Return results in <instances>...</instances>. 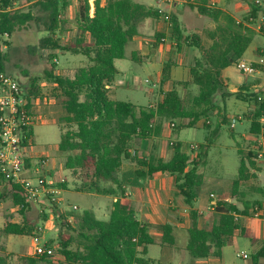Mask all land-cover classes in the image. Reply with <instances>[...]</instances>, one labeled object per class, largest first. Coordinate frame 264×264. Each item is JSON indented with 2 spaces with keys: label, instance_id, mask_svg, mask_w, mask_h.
<instances>
[{
  "label": "trees",
  "instance_id": "trees-1",
  "mask_svg": "<svg viewBox=\"0 0 264 264\" xmlns=\"http://www.w3.org/2000/svg\"><path fill=\"white\" fill-rule=\"evenodd\" d=\"M27 2L30 3L29 11L15 9L13 0L3 1L0 6V38L6 34L11 36L33 22L44 21L49 34L41 40L39 49L53 51L48 56L51 70L46 73V80L56 85L55 94L65 111L62 120L69 125L65 131L58 124L61 130L58 150L68 155L64 169L80 181V191L110 195L117 197V200L113 202L110 217L106 221L98 219L91 210L63 213L56 207L57 215L60 214L61 218L60 253L64 260L55 263L44 253L20 256L18 264H151L152 261L146 257L155 239L150 234V226L137 218L118 178L125 161L139 168L136 173L140 178L151 179L157 173L176 177L179 195L192 208L187 251L193 261L221 258L224 248L236 233L247 235V228L240 221V216H249L252 209L261 207L260 201L251 202L246 199L245 193H239L241 184L255 177L251 169H256L259 154L253 151L245 154L239 149L240 167L237 178L232 182V195L243 204V209L236 202L217 201L215 211L218 218L212 230L206 231L200 228L201 214L193 207L200 197L205 180L204 175L199 173V160L208 155L209 145H199L201 152L193 161L183 152L181 144L171 146L173 156L169 161L147 159L131 151L137 141L158 134L166 122L176 124L178 121V128L182 129L197 128L204 119L220 114L217 98L225 103L231 96L244 102H254L250 132L260 135L264 100L259 101V96L251 90V86L244 85L235 93L229 92L223 79V71L244 57L253 42L255 31L238 23L224 10L200 6L198 12L217 23L216 28L208 32L211 44L206 46L201 37L184 35L178 17L173 15L178 48L186 45L201 53L190 68L191 79L182 83L184 86H197L199 93L186 101L178 90L173 89L157 107H137L114 100L110 86L118 74L115 61L125 58L126 47L138 35L140 23L149 17H159L156 10L133 0H106L105 5H102V0H95L93 7L90 0H77L80 35L66 45L61 36L65 33L64 26L67 23L62 19L68 7L67 0ZM36 7H40L43 17L35 15L33 8ZM258 11L252 5L249 16L256 18ZM249 16L245 18L246 22H249ZM87 35L90 42L85 41ZM63 51L80 53L87 57L89 63L77 68L72 76L56 75L54 69L57 64L54 60L58 58L57 53ZM262 54L258 52V56ZM6 60L8 54L2 51L0 44V74L5 73ZM174 66L173 62L165 64L163 83L170 80ZM39 81V78L33 80L31 90L23 85L29 96L43 94L37 89ZM225 123L226 118L223 117V123L220 124ZM204 127L210 129L206 123ZM24 146H35L33 126L26 131ZM143 167L147 168V173L141 171ZM5 183V188L9 186L13 192V203L22 207L20 212H28L32 204L27 202L22 187L11 182ZM2 191L0 200H3ZM69 218H72L71 223ZM47 220L48 215H43V222ZM36 225V222L24 218L22 223H8L0 229V235L40 237L42 227ZM159 228L163 232L162 243L174 246V227L166 224ZM45 247L48 249L49 245ZM1 249L5 253L4 244ZM262 259L264 246L253 255V264H259ZM0 264H7L6 257L0 258Z\"/></svg>",
  "mask_w": 264,
  "mask_h": 264
},
{
  "label": "rangeland",
  "instance_id": "rangeland-1",
  "mask_svg": "<svg viewBox=\"0 0 264 264\" xmlns=\"http://www.w3.org/2000/svg\"><path fill=\"white\" fill-rule=\"evenodd\" d=\"M38 1V0H36ZM93 1V0H90ZM137 3L143 4L148 8L156 10L158 5L162 2L161 0H133ZM242 2L244 5L249 7L248 10L251 9V6L254 5L257 7L261 14L253 24L255 31V35L253 36V42L247 51V54H251L250 58L253 60L256 56V51L258 49L264 51V33L258 29L260 23H262L261 17L264 13V0H262V4L259 6L256 4V0H226L227 6L224 8H228V11H234V8L231 5H234L235 2ZM68 7L62 15V19L66 20L67 23L65 27V33L61 36V38L65 37L66 39H71L76 35L78 36L77 31V8L73 2V0H67ZM213 1L207 0V2H203V0H192L190 3L181 5L175 12L179 19L180 25H182L181 30L184 35L188 37L199 36L203 41V44L208 46L211 44V40L209 38L208 32L214 30L217 26V23L213 21L211 18L201 15L198 12L200 6L209 7L211 6ZM27 4L26 0H13V7H19L21 5ZM212 8H216V6H212ZM24 11L30 10V5L22 8ZM225 11V10H224ZM226 11V12H228ZM33 12L38 17H43V13L40 11V7L33 8ZM263 12V13H262ZM235 15H237L235 13ZM249 11L242 15L240 20H245L248 17ZM44 21L33 22L30 24L31 28H36L43 26ZM167 41H177L176 37ZM36 41H13L14 51L12 52V48L10 47V41H3L0 39V44L2 45V51L4 53H9V61L13 60L15 62L17 60L20 64V68L14 67L16 63L9 64L8 66L11 68L5 71L6 74L17 79L21 84L24 81L22 76L15 70L20 69L21 71H33L35 76H40L39 69L35 68V62L38 59V51L40 52L39 45L36 46ZM70 42V41H68ZM5 44H8V48H4ZM258 47L257 50H253L254 47ZM25 48V49H24ZM176 50L177 47L174 46ZM195 52L201 54L199 50L194 48L191 49V53ZM255 53V54H254ZM68 55H70L68 57ZM186 55L183 57H177L178 62L181 59H184ZM71 57L75 58L72 59ZM59 65H67L65 66L64 72L68 75H73L78 67H82L83 64H88L86 62L85 57L81 55H72V54H63L58 53ZM83 60V61H81ZM242 60L249 61V57L242 58ZM74 61V62H70ZM85 61V62H84ZM65 62V63H64ZM126 67L129 65V61L124 60L123 64ZM232 68L228 70V74H233L236 83H231L230 89L234 88L237 83L243 81L244 79L252 80L256 79L253 77L246 78L244 75L240 73L237 69L236 63L231 66ZM9 70V71H8ZM139 81L137 88H126L120 87L118 88V100L121 102L131 103L136 105L137 107H146L150 104V97L146 93V89L152 85V83H146V79L154 80L153 71H141L138 74ZM259 85H264V76H261L258 79ZM255 83V82H254ZM188 86L181 87V96L189 101L192 99L194 92L188 90ZM252 88V87H251ZM46 95L50 96V88H47ZM195 89L198 91V87L195 86ZM253 89V88H252ZM261 95L264 99V86L260 88ZM254 91V90H252ZM217 102L221 108L220 114L213 115L208 119H204L200 123V128H176L175 130H180L178 132H174L170 134V139L173 141H178V143L190 145H209L208 155L203 158V162L201 165V172L206 178V182L204 183V190L209 191L208 198L210 204H207L206 207V215L203 218V226H211L213 221H216L218 218V213L213 210V206L211 204V200L213 199L212 194L215 192L218 194H231L232 193V182L237 178L240 167V155L239 149L245 152V154L250 153V151L256 152L259 154V158L256 160L257 167L256 169H251V173L255 174L254 178H251L250 181L243 183L240 188V193H245V197L247 200L251 202L260 201L261 207L256 206L255 209L250 211L249 216H240V221L245 223V221H250L252 228L250 231L255 235L256 240L252 241L249 236H239L236 239L234 244H230V246L224 249L223 254V264H252L253 263V255L256 252V248H261L262 243L259 241L260 231H264V138L260 136H254V138L246 139V136L249 133V128L251 125V117L254 115V102H244L236 98V96L229 97L226 102H222L219 98H217ZM249 106H247V104ZM157 105V103L155 104ZM43 113L47 116L44 120L46 123H37L34 126L35 131V147L36 151L39 153L46 154L51 158H55L58 162V165H63L67 158V154H61L57 150V145L61 139V128L68 129L69 125L64 122L62 119L65 115V111L63 110L62 104L55 103L50 105H44L42 109ZM53 115V116H51ZM242 117L239 119V117ZM223 117L226 118L225 124L223 123ZM52 120L55 122H52ZM245 120V121H244ZM247 120V121H246ZM178 124V121H176ZM235 124V128H231V123ZM210 125V129H205L204 124ZM59 124V125H58ZM167 126L171 125V122L165 123ZM191 151V150H189ZM200 148L191 151L190 157L191 159L196 158L200 154ZM30 152L27 149V157H29ZM60 157V158H59ZM47 160V159H46ZM64 166V165H63ZM29 171V175L33 174V169L27 168ZM204 192V191H203ZM202 194V192H201ZM222 195V196H223ZM67 197V199H66ZM238 197H241L238 195ZM60 198V197H55ZM221 199L226 197H219ZM62 202H56V204L60 207V205L65 206L67 200L75 203L81 207V211L83 210H93L96 217L100 220L106 221L108 217L104 215V212L98 208L97 200L93 197L77 193L75 191L70 190L67 194L62 196ZM202 199L200 198L195 206L199 207ZM240 209H243V204L239 202L237 199L233 198ZM32 210L29 211V217L32 222L37 223V227H42L40 237H27V236H15L12 235L10 238V250L14 253L7 254L3 253L1 247L5 243V239L3 235H0V258L6 257L7 264H18L19 257L22 253H29L28 248L31 247L30 251L36 253V246L45 247L49 245V249L53 251V254L48 256L47 258L52 260L55 263H60L64 260L62 254L60 253L61 249V241H60V214L57 215L56 205L49 201V197H41L36 203L32 204ZM10 207L7 208L9 210ZM3 211V210H2ZM48 215L47 222L52 218L54 222L53 230H48L46 228V223L43 222V215ZM52 227V225H50ZM49 232L44 238L45 233ZM42 237V238H41ZM184 240L182 237L178 241L177 247L174 248H162L161 245H154L150 248L148 258L152 259L153 264H179L181 261L180 257L185 258V260L191 259L190 254L186 258L183 250ZM256 246V248H255ZM172 253V259L168 257V253ZM17 253V254H15ZM237 253H247L249 255V259L244 260L237 257ZM260 264H264L262 260Z\"/></svg>",
  "mask_w": 264,
  "mask_h": 264
},
{
  "label": "crops",
  "instance_id": "crops-1",
  "mask_svg": "<svg viewBox=\"0 0 264 264\" xmlns=\"http://www.w3.org/2000/svg\"><path fill=\"white\" fill-rule=\"evenodd\" d=\"M94 1L95 0L92 1V6H93ZM211 1H213L212 3L216 6V8L214 9H221V10L228 11V8H224L225 6H227L226 0H211ZM73 2L77 8V14H78L77 0H73ZM105 4H106V0H102V5H105ZM29 5L30 3L27 2V4L21 5L19 7L15 6L14 8L22 9ZM231 7L234 8V11L232 12L229 10L228 13H230L236 20L241 19L242 15L247 13L248 11L250 12V10H248L249 7H247L240 1L235 2V4L231 5ZM93 12H94V8L92 9V13ZM235 13L237 15H235ZM77 31H78V36H79L80 34H79L78 24H77ZM48 34L49 33L46 31V26L44 23L43 26L36 27V28H31V26L29 25L20 30H17L11 36L6 34L0 39L3 41H10L11 43L10 47L12 48V52H13L15 50L13 47L14 45L13 41H36L35 42L36 46H38L39 42H41V40L44 37H47ZM75 36L76 35H74V37H72L71 39H66L65 37H63V39L66 41V45L70 44V42L68 41H73L78 37V36L77 37ZM173 37H175L174 31L171 32L167 28V26L164 23H162L156 16L146 18L139 24V33L128 43L126 47L125 58L122 60L115 61L118 74L112 86H110V90L112 91L114 100L120 101L118 100V88L120 87H126V88H136L137 87L138 88L139 87V85H137V82L139 81V77L137 74L141 71H153L154 73V80L146 79L145 81L146 83H150V82L152 83V85H150V87L146 89V93L150 97V104L146 107H157L158 104L164 101L166 94L173 89L178 90V92L181 95V87L184 86L182 83H185L191 79L190 68L194 65L196 59L199 58L201 54H198L195 52H192V54L189 53L191 52V49L194 47L183 45L181 48H178V41H167V40L173 39ZM163 38L167 39L166 42H162ZM85 41L90 42V37L88 35L86 36ZM174 46L177 47L176 50L174 49ZM8 47H9L8 44H5L4 48L6 49ZM257 48H258L257 46L254 47V49H252V52L253 50H257ZM258 52L264 53L263 50L258 49L256 51V56L253 59V61H256L258 59L259 57ZM52 53L53 51L51 50H44V51L40 50V52L38 51L37 53L38 59L34 65L36 69H39L40 76H35L33 74V71L32 72L27 71V70L21 71L20 69H17L15 71H17L22 76L24 80L22 82V85H24L27 90H31L33 86V80L35 78H39L40 81L37 85V89L38 90L40 89V92H42L43 94H46L45 92L46 90H48L47 88H50L51 92L49 93L50 94L49 98L51 99V104H55V103H60L59 98L55 94L56 85L46 80V73L50 72L51 70L50 69L51 62H49L48 56ZM58 53H63V54L70 53L72 55H76V56L81 55L85 57L84 55L73 52V51H63V52H58ZM247 53L248 52L245 53L243 58L249 57V60H251L250 58L251 54H247ZM184 54L186 55L184 59H181V61L178 62L179 60H177V57L181 58L183 57ZM69 56L70 55H68V57ZM9 58L10 57L8 55V60H6L5 62V71H7V68L8 69L10 68L8 66L9 64L11 65L12 63L18 62L17 60H15V62H12L13 60L9 61ZM71 58L75 60V58L73 57ZM85 59L87 62L88 61L87 57H85ZM124 60L129 61V65L127 67L125 65H121V66L119 65V64H123ZM54 61L57 64L54 69V73L56 75H68V74H65L64 69H63L67 65H64V64L59 65V58H56ZM70 62H74V61H70ZM167 62H173L175 66L171 69L170 80L163 83L162 82L163 71H164L165 64ZM86 65L87 64H83L82 66H86ZM14 67L20 68V64L16 63ZM231 68L232 67H229L223 71V79L225 81V84L229 92L235 93L244 85L251 86L253 88V89L251 88V90H254L255 85H259V83L256 84V82H259L258 79H260L261 76H258L256 79H252L250 81L247 79H244L243 81L237 83V85L234 88L230 89L231 83L238 82L236 81L233 74L229 75L227 73L228 70ZM9 70H11V68ZM69 76H72V75H69ZM263 86L264 85H262V87ZM187 88L188 90L194 92L192 97H195L196 95H198L199 88H198V91L195 89V86L193 85L188 86ZM156 103L157 105H155ZM247 106L249 105L247 104ZM263 119L264 118H262V121ZM249 121L251 122V120ZM52 122L54 121L52 120ZM175 123L178 127L179 122L178 124L177 122ZM232 125H234V127H232ZM176 128H172L171 125L167 126L166 124H164L158 134L152 136L149 139L137 141L131 152L133 154L137 153L139 156L145 157L147 159H163L165 161H169L171 160L173 156V150L171 146L176 145V144H181L183 152L187 153L190 156L191 151L194 152V150H191V147L193 145L188 146L187 144L178 143V141H173L172 139L169 138L171 133L178 132L181 130V129L175 130ZM197 128H200V123ZM231 128L233 129L235 128V124L233 122L231 123ZM254 136L256 135L251 134L250 128H249V133L246 136H244V138L249 139L250 137L254 138ZM57 150H58V145H57ZM28 151L30 152V155L28 157V168L30 169L32 168L34 170L37 160L41 157H44L45 159H47V162H48L47 170L49 173L52 174L51 178L53 182L56 184V187L62 190V196L70 192V190L75 191L77 193L89 195L93 197L95 200H97L98 208L102 210L104 212V215L107 216L109 219L111 210L113 208V202L117 200V197L110 196V195H98L92 192L80 191L79 190L80 181L74 178L69 171L64 169L63 165L65 162L63 163V165H58L57 164L58 161L55 158H51L47 156L46 154L39 153L38 151H36L35 146L28 148ZM194 159H191V161H193ZM202 162H203V159L201 158L199 160V163H200L199 173L200 174H203L201 172ZM137 169L139 168L135 164L129 161H125L122 165L120 173L118 174V178L121 181L123 188L125 189L127 200L131 203L132 207L134 208L137 218L140 221H143L150 226L149 227L150 234L155 239L154 245H157V244L161 245L162 248L164 249H167L170 246L162 243L163 232L159 227L162 225H166V224L172 225L174 227L173 234L176 239V244L170 248L177 247L178 241L182 237V239L184 240V245L182 248L187 258L189 254V252L187 251V245L189 241L188 229L190 228V224H191L190 213H191L192 208L189 205H187L185 203L184 198L181 195H179L178 190L176 188V177L171 176L169 174L157 173L151 179H149L148 177L140 178L137 176V173H136ZM141 171H143L144 173H147L148 170L147 168L143 167L141 168ZM205 182L206 180H204V183ZM61 185L63 187H61ZM242 185L243 184H241V186ZM5 186H6V183L2 181L1 179L0 180V190H3L2 191L3 200H0V229H3L8 223H22L24 221V218L30 220L29 211H31L33 208L31 206V209L28 212H26L25 214H22L20 212L19 207L13 203V200H12L13 192L11 191L10 187L8 186V188L6 189ZM204 187L205 186L203 184V187L201 190L202 194L200 193V197H199V199L200 198L202 199L201 204L199 207L194 206L193 209L198 210L201 214V217L199 220L200 228L206 231H211L215 224V221H213L211 226L209 225L203 226V223H202L203 218L207 212L206 211L207 204H210L209 198H208L209 191H205ZM210 193L213 196V199L211 200L212 205H214L217 201L235 202L233 201L232 193L230 195L229 194L223 195V194H220L219 192L217 194L212 191ZM219 197H226V198L221 199ZM59 204H61V202ZM8 207H10L9 210H7ZM56 207L63 213L70 212V211L82 213L86 211V210L81 211V207L79 205L72 203L69 200H67L65 206L60 205L59 207L56 204ZM74 207H77V209L75 210ZM213 210H215V206H213ZM52 218L49 220L48 223H46V228H48V230L50 231L53 230L55 226L53 225L55 221H53ZM68 221L71 223L72 218H69ZM242 224L247 228L246 236H249L252 241L256 240L255 235L252 233V231H250L252 228L250 221L246 220L245 223H242ZM50 225H52V227ZM48 233L49 232L45 233L44 236L42 237L44 238ZM11 236H7V237L3 236L5 239V243H4L5 253H7L8 255L14 253L10 250V243H9L10 238L9 237ZM239 236H242V235H240L239 233H236L230 239V242L226 247L230 246V244H234L236 242V239ZM259 241H261L262 243V246H261L262 248L264 246V231H260ZM152 246L149 247V251ZM261 248H258V249L256 248V252L259 251ZM30 249L31 247L28 248L29 253H22L20 254V256L34 255V252L32 251L31 253ZM149 251H148V254H149ZM223 254H224V250H223ZM223 254L221 258L210 257V258L196 260V261H193L191 259H189L188 261V259L185 260V258L183 260V258L180 257L181 261L179 262V264H223ZM172 256L173 255L171 252L168 253V257L170 258V260L172 259ZM146 258L149 259L148 255ZM150 260L152 261V259ZM244 260H247V259H244ZM262 260L264 261V259ZM151 264H153V261Z\"/></svg>",
  "mask_w": 264,
  "mask_h": 264
},
{
  "label": "built area",
  "instance_id": "built-area-1",
  "mask_svg": "<svg viewBox=\"0 0 264 264\" xmlns=\"http://www.w3.org/2000/svg\"><path fill=\"white\" fill-rule=\"evenodd\" d=\"M3 1L0 0V6ZM161 1L156 9L158 19L172 32L175 27L173 15L176 10L192 0ZM90 2L92 6V1ZM256 4L259 6L262 4V0H256ZM212 6L215 5L212 3L209 8H212ZM260 14L259 10L256 18L248 15L249 22L240 19L237 22L256 30L253 24H255ZM261 20L262 23H260L258 29L264 33V17H261ZM166 40V38H163L162 42H166ZM236 66L245 77L257 78L258 76H264V53L256 61L240 59L236 62ZM260 88H262V85H255L254 92L259 96V101H263ZM50 104L51 99L48 95L29 96L17 79L5 73L0 74V176L2 181L21 186L26 194L27 202L30 204L36 203L41 197H49V201L52 203L62 202V190L56 187L53 182L52 174L47 170L48 162L44 157L37 160L33 174L29 175L27 170L28 148L24 146L27 129L31 126L34 127L37 123H46L44 120L47 116L42 109L44 105ZM241 118L240 116L239 119ZM171 127L176 128L177 125L172 123ZM258 136L264 138V119L261 133ZM197 148V145H193L191 150L195 151ZM21 208L19 207V209ZM74 209L76 210L77 207H74ZM44 253L50 256L53 251L46 247H36L35 254L41 255ZM237 257L241 259L249 258L246 253H237Z\"/></svg>",
  "mask_w": 264,
  "mask_h": 264
}]
</instances>
